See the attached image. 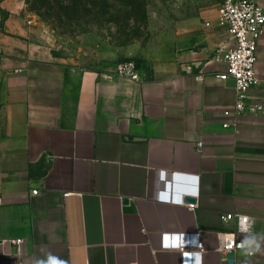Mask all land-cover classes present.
Listing matches in <instances>:
<instances>
[{"label":"crops","instance_id":"obj_1","mask_svg":"<svg viewBox=\"0 0 264 264\" xmlns=\"http://www.w3.org/2000/svg\"><path fill=\"white\" fill-rule=\"evenodd\" d=\"M17 4L0 0V264H182L162 236L197 233L199 264H229L219 234L236 223L225 215L264 234V112L223 127L235 92L217 78L232 46L218 11L202 13L190 47L167 60L134 45L58 59L24 41L32 22ZM129 60L140 83L114 74ZM256 69L250 96L264 107V34ZM14 239L22 257L1 243ZM234 264H264V241Z\"/></svg>","mask_w":264,"mask_h":264},{"label":"rangeland","instance_id":"obj_2","mask_svg":"<svg viewBox=\"0 0 264 264\" xmlns=\"http://www.w3.org/2000/svg\"><path fill=\"white\" fill-rule=\"evenodd\" d=\"M224 1L144 0L143 8L130 10L113 0H74L65 5L68 8L62 16L59 0H45L46 9L41 13L31 9L35 0H18L17 5L22 6L26 25L32 22L31 37L24 41L36 53L48 52L59 59L83 55L87 47L95 45H134L141 48L143 58L155 61L170 59L189 48L188 36L202 24V13L218 11Z\"/></svg>","mask_w":264,"mask_h":264},{"label":"built area","instance_id":"obj_3","mask_svg":"<svg viewBox=\"0 0 264 264\" xmlns=\"http://www.w3.org/2000/svg\"><path fill=\"white\" fill-rule=\"evenodd\" d=\"M218 26L231 37L232 46L221 52L219 56L225 65V71L217 78L223 82L231 81L235 92L232 108L223 112V116L233 122L225 123L223 127L225 129L232 127L236 131L241 118L256 116L264 112V107L250 96L251 90L258 84L256 67L259 42L264 34V9L253 0H225L218 10ZM141 73L140 66L131 60L118 64L114 72L116 76L134 83L141 82ZM201 147L202 144H199V148ZM175 181H177L176 178ZM174 189L177 194L180 193L178 185L174 186ZM38 193V190L32 192L33 196H37ZM187 194L192 195L195 192ZM64 197H68V195ZM176 203L191 211L196 206L186 204L183 196L179 195L176 197ZM245 218L252 225V220L248 216L227 214L224 217L225 222L234 221L236 223L235 232L219 234L218 251L223 254L224 262H228L229 253L242 252L239 248L240 241L237 240L236 235L244 234L240 232L239 225ZM1 243L8 244L16 257L23 256L24 240L14 239ZM161 247L164 251L179 252L182 264H199V258L202 257L201 252H193V250H203L199 233L193 235L163 234Z\"/></svg>","mask_w":264,"mask_h":264},{"label":"clouds","instance_id":"obj_4","mask_svg":"<svg viewBox=\"0 0 264 264\" xmlns=\"http://www.w3.org/2000/svg\"><path fill=\"white\" fill-rule=\"evenodd\" d=\"M251 227L252 225L247 222V218L241 220L239 230L245 235L240 241L239 248L246 257H250L254 253L261 252V242L264 241V234L252 232ZM37 264H44V262L37 261ZM47 264H57V261L50 257Z\"/></svg>","mask_w":264,"mask_h":264},{"label":"trees","instance_id":"obj_5","mask_svg":"<svg viewBox=\"0 0 264 264\" xmlns=\"http://www.w3.org/2000/svg\"><path fill=\"white\" fill-rule=\"evenodd\" d=\"M76 2L80 3L82 0H75ZM45 0H35V4H32L31 9L35 10L37 13H41L42 10L46 9L44 7ZM73 3L74 0H59L58 7H59V15H64V12L67 11L68 6H65L67 3ZM88 2V1H87ZM114 3H119L121 7L136 10L137 8L144 6V0H113ZM48 13H52L50 9H47Z\"/></svg>","mask_w":264,"mask_h":264},{"label":"water","instance_id":"obj_6","mask_svg":"<svg viewBox=\"0 0 264 264\" xmlns=\"http://www.w3.org/2000/svg\"><path fill=\"white\" fill-rule=\"evenodd\" d=\"M175 178L177 181H175ZM173 181H174V186L176 187V185L179 184V177H177V176L173 177ZM227 258H228L229 264L235 263V254L233 252L229 253Z\"/></svg>","mask_w":264,"mask_h":264}]
</instances>
